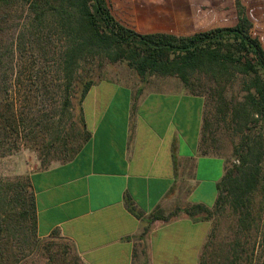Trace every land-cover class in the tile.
<instances>
[{
    "label": "trees",
    "instance_id": "obj_1",
    "mask_svg": "<svg viewBox=\"0 0 264 264\" xmlns=\"http://www.w3.org/2000/svg\"><path fill=\"white\" fill-rule=\"evenodd\" d=\"M135 3L0 0V158L23 140H36L38 128L49 130L48 104L59 95L61 111L74 100L80 111L82 132L59 139L68 145L59 160L70 161L82 147L77 144L90 137L82 104L104 64L125 63L142 82L177 78L214 109L204 115L202 153L223 156L213 133L218 120L229 119L236 138L214 206L194 204L183 211L197 220L232 219L226 264H264V41L255 20L236 0L233 24L186 34L140 32ZM50 154L51 147L44 168ZM178 213L157 210L149 223ZM41 237L29 177L0 179V264H36L30 256L40 250Z\"/></svg>",
    "mask_w": 264,
    "mask_h": 264
},
{
    "label": "crops",
    "instance_id": "obj_2",
    "mask_svg": "<svg viewBox=\"0 0 264 264\" xmlns=\"http://www.w3.org/2000/svg\"><path fill=\"white\" fill-rule=\"evenodd\" d=\"M154 8L166 9L135 3L140 32L189 33L150 16ZM82 107L87 142L70 161L28 174L40 235L57 232L85 264H200L210 224L183 209L212 208L227 166L202 153L204 98L174 77L104 79ZM157 210L179 213L150 224Z\"/></svg>",
    "mask_w": 264,
    "mask_h": 264
},
{
    "label": "rangeland",
    "instance_id": "obj_3",
    "mask_svg": "<svg viewBox=\"0 0 264 264\" xmlns=\"http://www.w3.org/2000/svg\"><path fill=\"white\" fill-rule=\"evenodd\" d=\"M138 4H156V7L162 5L166 9L147 11L151 15L161 16L166 25L176 29L193 31L207 29L218 25H230L236 20L235 3L236 0H134ZM248 6L251 17L255 20L256 33L264 41V0H242ZM147 19H153L149 17ZM158 19V18H156ZM152 22L146 21L147 25ZM157 23V22H154ZM160 23V22H159ZM95 82L104 79H117L125 82L139 83L142 80L125 63L104 64L93 74ZM61 98L55 96L53 101L48 104L47 114L50 116L49 130L38 128V138L32 137L23 140L19 148L13 154L0 158V179L17 180L22 177H29L28 174L34 170L44 168L43 157L47 155V149L51 147V163H61L59 158L66 143L61 139L69 141L73 139L78 132H82V123L80 121V111L76 100L67 111H61ZM209 104V105H208ZM205 104L204 115L213 111L212 105ZM213 133L217 139V146L220 153L231 162L232 152L235 144V135L229 119L218 120L214 124ZM60 139V140H59ZM81 142L77 146H82ZM49 165V166H50ZM163 211V210H162ZM176 211V210H174ZM174 211H171L170 214ZM173 218V217H172ZM210 230L205 247L202 251L200 264H226L225 251L233 238L232 219L228 216L213 217L210 221ZM206 245V244H205ZM78 256L73 244L53 233L48 237H41L40 250L34 252L30 258L36 264H78ZM205 259V260H204ZM80 264V263H79Z\"/></svg>",
    "mask_w": 264,
    "mask_h": 264
}]
</instances>
